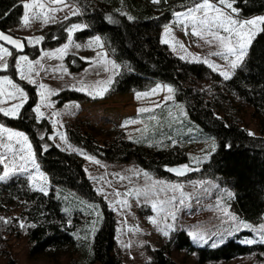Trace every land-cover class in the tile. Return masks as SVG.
Here are the masks:
<instances>
[{
    "label": "trees",
    "instance_id": "obj_1",
    "mask_svg": "<svg viewBox=\"0 0 264 264\" xmlns=\"http://www.w3.org/2000/svg\"><path fill=\"white\" fill-rule=\"evenodd\" d=\"M75 1L82 6L83 19L89 25V29L77 35L102 33L111 54L123 65L111 93L136 91L156 80L172 84L191 118L218 139V148L203 163V171L222 178V183L233 190L230 207L236 214L259 221L264 215V24L251 42L243 64L225 80L206 63L190 62L175 55L161 40L162 28L173 14L201 0ZM234 2L244 17L264 13V0ZM23 13L22 0H0V29L16 26ZM73 20L75 17L51 27L44 44L63 42L66 28ZM25 50L34 56L39 52L36 46ZM71 60L77 62L72 65L74 69L85 64L77 56H68L69 64ZM34 102L33 99L25 105L16 118L0 113V121L29 133L52 189L45 195L24 177L0 181V217L10 220L7 224L0 221V261L24 264L20 254L12 249L10 241L15 239L25 242L27 259L45 255L58 264H125L111 211L106 209V217L90 240L92 243L87 244L81 237L93 213V203L101 197L76 154L50 141L44 149V130L36 117L28 113ZM250 119L259 127L258 133L249 129ZM67 133L71 143L96 157L111 162L133 160L141 168L160 175L172 176L167 170L169 166L189 160L188 150L171 141L165 145H143L122 134H101L85 123L70 125ZM21 223L25 227L21 228ZM184 247L197 250L200 263L264 255V244L245 245L233 238L215 248L195 247L182 230L150 250L152 259L145 264H179L173 254ZM62 256L65 260H61Z\"/></svg>",
    "mask_w": 264,
    "mask_h": 264
},
{
    "label": "rangeland",
    "instance_id": "obj_2",
    "mask_svg": "<svg viewBox=\"0 0 264 264\" xmlns=\"http://www.w3.org/2000/svg\"><path fill=\"white\" fill-rule=\"evenodd\" d=\"M25 2L28 0H22V3ZM39 2L45 5L43 9L45 12H49L50 8L56 9L55 12H49L53 19L47 24L36 20L26 27L21 18L16 26L0 29V32L14 36L23 44L22 49H16L0 41V45L8 48L12 53L11 56L6 57L8 69L0 70V79L7 76L14 84L23 89L27 96V100L19 110L18 117L21 115L24 106L33 99L35 100L28 113L36 117L37 122L44 130V135H46L44 149L48 148L50 141L59 148L76 154L82 160L87 176L101 197L99 201L93 203V213L80 233L81 237L87 241L86 243L93 242L90 240H93L95 233L99 230L102 220L106 217L107 209L111 211L115 220L116 240L125 264H145L152 259L150 250L162 246L182 230L186 231L195 247H211L214 242L218 247L232 238L245 245L260 244H246L243 241L259 239L260 233L253 231V229H258L264 225V215L259 221L241 218L230 207V199L234 192L229 185L223 184L222 178L203 171V163L218 148V139L204 131L191 118L186 104L177 98L175 87L170 83L156 80L136 91L112 94L111 87L121 74L123 65L111 54L106 38L102 33L77 35L78 32L89 29V25L83 19L82 6L75 0H64L62 4H52L51 0H39ZM211 2L223 7L218 4V0H211ZM191 7L178 10L175 13L186 12ZM233 7H235V2ZM35 11L39 12L41 9ZM225 11L230 13L233 18L241 21L264 16V13H259L244 17L239 10L237 13H231L230 9ZM73 12L77 14L73 15ZM175 13L162 28V42L166 38L165 28H171V34L167 37L169 41L167 45L175 55L190 62L217 65L218 68L215 71L219 73L228 71L231 77L236 69L243 64L249 53L251 43L243 60L235 69H232L231 61L235 57L227 53L220 41L207 34L204 35V39L191 35L192 25L187 21L183 25L179 24ZM72 17H75V20L71 21L66 28V39L60 43L45 45L44 41L51 27L67 22ZM181 19L183 18L181 17ZM73 25H81L82 27L69 34L68 29ZM259 28L262 30L263 24ZM186 30L188 34H186ZM261 30L257 31L256 35ZM214 31H217L221 36L229 35L222 29H214ZM69 35H71V39H69ZM33 37H43V39L39 43H30L28 38ZM96 37L100 38L99 44L93 43ZM232 39L235 42V37ZM208 40H211L212 43H207ZM66 44L68 49L61 55L57 50ZM181 44L184 46L183 48L180 47ZM35 46L39 49L35 56L33 52H25L26 48ZM217 52L222 53V55H213ZM46 53L53 55H45ZM70 55L77 56L85 63L84 66L80 69H74L72 65H76L77 62L71 60V64H69L67 58ZM20 56H27L28 61L32 62L33 70L31 73H29L27 62L22 63L21 69L17 68L16 63ZM36 61H39V64ZM21 70L27 78L21 79ZM29 78L35 80V83H30ZM40 84L46 85L48 91L55 93L47 95V100L43 103L40 96L42 91L39 88ZM0 87L8 91L12 90L7 85H0ZM169 87L173 89L172 93L167 91ZM81 88L83 90H77ZM104 89L106 91L99 95L98 93ZM168 96H171L172 99H166ZM0 99L6 98L0 97ZM13 103H19V100L0 103V107H10ZM37 106H40V111L44 113L41 118H37L34 111ZM141 108L148 109V111L141 113L139 112ZM83 123L101 134H122L143 145H150L154 142L165 145V143H169L168 141H171V144L181 145L188 150L189 160L176 166L188 165L190 170L184 175L165 176L143 169L133 160L111 162L96 157L81 147L75 146L68 138V127ZM0 125L12 131L22 132L28 137L35 162L39 166L36 169L31 163H28L26 164L27 171L20 172L17 170L7 179L24 177L34 188L39 190V187L43 186L49 193L52 189L50 178L43 168L29 133L4 121H0ZM249 129L258 133L259 127H257L254 119H250ZM5 144L12 145L13 150L16 151L15 156L4 147ZM213 144L215 145L214 150ZM20 147L21 145L16 143L15 138L12 141L7 140V133L0 135V155L6 156L5 163L10 164L14 159L17 165L23 163L19 157L27 152V148L25 147L24 153H20L18 151ZM0 166L4 171V165L0 164ZM145 173L147 175H144ZM41 176L46 179H42ZM32 177L35 179L33 180ZM121 177L124 178L121 179ZM175 185H180L181 189L174 191L173 186ZM138 189L141 193L148 192V195H138L136 191ZM116 192L121 195L116 196ZM126 193L131 194L125 195ZM153 203L157 204L156 209H153ZM224 209H227V215H225ZM173 213L175 215L174 220L171 215ZM233 216L236 217L235 220L231 219ZM150 218L155 219L157 223H151ZM243 224L251 227H243ZM169 225L171 228L168 227ZM164 231H168V236L163 235ZM190 232L204 234L208 243H197L189 235ZM10 243L12 249L20 254L24 264L59 263L57 261L53 263L45 255L27 259L24 241L11 239ZM186 247L176 250L173 254L179 264H263L264 262V255L257 257L256 254H251L221 262L200 263L197 259V250L188 251ZM62 259L65 260V256H62ZM0 264H5V261H0Z\"/></svg>",
    "mask_w": 264,
    "mask_h": 264
},
{
    "label": "snow or ice",
    "instance_id": "obj_3",
    "mask_svg": "<svg viewBox=\"0 0 264 264\" xmlns=\"http://www.w3.org/2000/svg\"><path fill=\"white\" fill-rule=\"evenodd\" d=\"M154 3H159V0H153ZM52 4H62L64 3V0H51ZM234 0H218V4L222 5L223 7L217 6V4H214L211 2V0H202V2H197L194 4L193 7L189 8L186 12H178L175 13L178 19V23L183 25L185 21L190 23L192 25L191 35L197 36L201 39H204V35L207 34L213 39L220 41L221 45L226 49L227 53L229 55H232L235 57L231 61V68L235 69L239 62H241L246 55L247 48L249 47L252 39L256 35L257 31H260L261 29L259 26L261 24H264V16L255 17L253 19H247V20H238L233 18V16L226 12V9H230L231 13H237L238 9L233 7ZM23 8L25 9L23 17H22V23L24 26H29L33 21L40 20L42 23L47 24L53 17L49 14V12H55L56 9L50 8L49 12L43 11L45 8V5L43 3H40L39 0H28V2L23 3ZM36 9H41V11L37 12ZM73 15H76V12L72 13ZM181 17L183 19H181ZM67 19V17H65ZM129 19H132V17H128ZM81 25H73L71 28L68 29L69 34H71L73 31L80 29ZM214 29H222L225 33H228V36H221L218 34L217 31H214ZM171 28L166 27L165 32V39L163 40V43L167 44L169 41L167 37L171 34ZM186 34L187 30H186ZM233 37H235V42H233ZM30 43H39L40 40L43 39V37H33L28 38ZM69 39H71V35H69ZM0 41H5L8 44L13 45L16 49H22L23 44L20 40L14 39L9 35H6L3 32H0ZM207 43L211 44L212 41L208 40ZM94 44L100 43V38L96 37L93 41ZM76 47H79V45H76ZM181 48L184 46L181 44ZM68 49V45L66 44L63 48L58 49L57 51L63 55ZM12 53L8 50V48L3 47L0 45V70H7L9 65L7 63L6 57L11 56ZM45 55H53L51 53H46ZM213 55H222V53H213ZM183 59V57H181ZM227 59V57H225ZM23 62H27V67L29 70V73L32 72V62L28 61L27 56H20L17 59L16 66L18 69H21V65ZM207 62V61H205ZM37 64H39V61H36ZM113 67H116V65H113ZM209 67L213 68V70H216L218 68L217 65L209 63ZM225 80L230 78V74L228 71H221L220 73ZM21 79L27 78L24 74V72L20 71ZM38 75V73H37ZM30 83H35V80L29 78ZM110 82V81H109ZM0 85H7L10 86L12 89L11 91L6 90L3 87H0V97L6 98V99H0V103H6L7 101H15L19 100V103H13L10 107H0V113H2L4 116L7 117H13L16 118L19 115V110L21 107H23V103L27 100V96L24 93L23 89L19 88L16 84L13 83L11 79H9L7 76H4L2 79H0ZM39 88L42 90L40 93L41 101L42 103L47 100V95L55 94L51 93L47 90L46 85L40 84ZM77 90H83L77 89ZM103 91H106V89L102 90L99 95L103 94ZM167 91L169 93L173 92V89L171 87L167 88ZM147 95V94H145ZM139 98V96H138ZM166 99H172L171 96L166 97ZM37 118L43 117L44 113L40 111V106H37L34 109ZM148 111V109L141 108L139 109V112L143 113ZM130 122H136V121H130ZM7 133V140L12 141L14 138L16 140V143L21 145L20 149L18 151L20 153H24L25 147L27 148V152L23 155H20L19 159L23 161V163L17 165L15 159L9 164L5 163L6 156L0 155V164L4 165V171L3 175H0V181L6 180L10 175L15 173L17 170L20 172L27 171L26 164L31 163V165L38 169L39 166L35 162L34 154L31 151V145L28 143V137L24 135L22 132H16L12 131L3 125H0V135ZM249 135H254V133L249 132ZM63 139V136L61 137ZM4 147L8 149L9 152H12L13 155H16V151L13 150V147L11 144H5ZM215 149V145L213 144V150ZM96 163H99L96 161ZM190 169L188 165H184L181 168H169V172H175L177 175H183L186 172H188ZM144 175H147L145 173ZM42 179L43 178L41 176ZM124 177H121L123 179ZM34 180L35 178L32 177ZM180 185L173 186V190H180ZM39 191L44 192L46 195L47 192L43 186L39 187ZM137 194H143L145 196L148 195V192H143L138 189L136 190ZM131 193H126L125 195H130ZM116 196H120L121 194L119 192L115 193ZM181 195L183 193L181 192ZM229 195H231L229 193ZM174 199V197H173ZM126 203V202H122ZM181 203H183V200H181ZM153 209L157 208V204H152ZM225 215H227V209H224ZM172 219H175L174 213L171 214ZM231 219L235 220L236 217H231ZM0 221L7 224L10 223V220L4 217H0ZM150 222L153 224H156L157 221L153 218H150ZM243 227L250 228V225L243 224ZM20 227H25L24 224H20ZM171 228V225L168 226ZM253 231H257L260 233L259 239H248L243 241L246 244H254V243H260L264 244V225H261L258 229H253ZM168 231H164L163 235L168 236ZM189 235L192 237L194 241L197 243H208V240L205 239L204 234L202 233H196V232H190ZM221 239H223V236H221ZM211 247L215 248L217 247V244L214 242L211 244Z\"/></svg>",
    "mask_w": 264,
    "mask_h": 264
},
{
    "label": "water",
    "instance_id": "obj_4",
    "mask_svg": "<svg viewBox=\"0 0 264 264\" xmlns=\"http://www.w3.org/2000/svg\"><path fill=\"white\" fill-rule=\"evenodd\" d=\"M4 33V32H3ZM6 35H9V36H11L12 38H14V39H16L14 36H12V35H10V34H8V33H5ZM17 40H19V39H17ZM2 43H4V44H6V45H8V46H13V45H11V44H8L7 42H5V41H1ZM14 47V46H13ZM169 168H181V167H178V166H176V165H173V166H169L168 167V169ZM167 169V170H168ZM170 173H172V174H176L175 172H170ZM187 173V172H186ZM185 173V174H186ZM177 175V174H176ZM184 175V174H183Z\"/></svg>",
    "mask_w": 264,
    "mask_h": 264
}]
</instances>
